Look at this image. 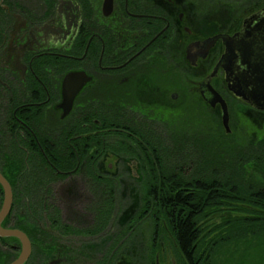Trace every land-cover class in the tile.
I'll return each mask as SVG.
<instances>
[{"label": "flooded vegetation", "instance_id": "af4514ba", "mask_svg": "<svg viewBox=\"0 0 264 264\" xmlns=\"http://www.w3.org/2000/svg\"><path fill=\"white\" fill-rule=\"evenodd\" d=\"M112 110L132 124L110 127ZM179 111L204 141L244 139L264 115V0H0V226L29 239L23 264H153L125 253L142 246L145 142L172 139L157 128ZM125 185L140 204L122 219ZM22 250L0 234V264Z\"/></svg>", "mask_w": 264, "mask_h": 264}, {"label": "trees", "instance_id": "16d2710c", "mask_svg": "<svg viewBox=\"0 0 264 264\" xmlns=\"http://www.w3.org/2000/svg\"><path fill=\"white\" fill-rule=\"evenodd\" d=\"M122 116L126 124H132L128 111L112 110L111 121L115 122H111L110 127H122ZM192 116L193 113L189 120L199 117ZM185 118L186 114L179 111L173 126L165 124L157 128L159 133L171 134L172 139L159 140L156 145L145 142L156 157L151 154L143 157L142 206L131 223L141 221V227L151 226L153 236L168 232L183 264H214L216 249L223 244L238 243L248 237L254 241L264 240V172L263 179L248 181L244 170L247 165L256 169L264 166V146L250 142L247 149L243 143L224 137L218 141L201 140L199 124L191 121L185 124ZM191 148L195 152L189 160L193 168L189 173L186 161L175 166L170 159L177 152ZM198 156L200 158L195 159ZM112 211L113 206L111 217ZM224 211L237 214L224 220V229L211 228L207 223L212 216ZM149 259L156 261L157 256L152 252Z\"/></svg>", "mask_w": 264, "mask_h": 264}, {"label": "rangeland", "instance_id": "374dc122", "mask_svg": "<svg viewBox=\"0 0 264 264\" xmlns=\"http://www.w3.org/2000/svg\"><path fill=\"white\" fill-rule=\"evenodd\" d=\"M191 112L193 113L192 117H195L196 114L193 111ZM175 122L176 121L173 119V121H171L170 124H172L173 126ZM246 128L247 130L245 132L246 135L245 138L236 139L235 142L243 143V145L246 146L245 148L247 149H250V142H257V145L264 146V115L255 114L250 122V125H248ZM233 141L234 139H232V142ZM231 144L233 145V143ZM173 152H174V148H173ZM192 152H195V150H192V148L187 149L183 153L175 152L176 155L173 156L170 159V161L175 166H178L181 163L186 164L183 162L186 161L187 172L191 173L193 171V168L189 160L191 159V154H193ZM248 153H250V151ZM176 156H178V158ZM199 158L200 157L198 156L195 159H199ZM125 166L130 168L129 176H131L132 178L134 177L139 178L140 173L138 170L139 168H138L137 160L126 159ZM244 170L246 173L245 178L248 179V181H250V178H252V180L263 179L262 176V171L264 172L263 165L257 166V169L254 168V166L252 167L250 165H247L244 168ZM128 178L126 179V181L128 180ZM139 198H140V191L139 189L135 188L133 185L132 186L130 185L129 187L125 185L124 188L119 192L118 201H119V205H121L122 207L121 209H123L122 210L123 213L121 215L122 219L124 218L123 215H125L126 218L130 217L129 215H131L135 211V209L139 207L140 204ZM228 212L224 211L217 213L216 215L212 216V218L209 220L207 224L214 229L215 228L219 229L220 227L225 228V225H223V223L225 222L224 220L233 218L234 214L235 215L237 214L236 212L234 213L233 212L228 213ZM120 222H122V220H120ZM114 226H115L114 230H116L117 224L115 223ZM233 232L234 231H232V233ZM138 233L141 239V245H142L141 249L140 248L138 250L128 249L127 252L125 253L127 262H131V263L153 262V264H155L156 261H151L149 259L150 255L153 252V254L157 256L158 264H183L177 252V248L175 247L173 238L168 232H163L159 236H157V240H156L157 242H154L152 228L147 224L140 227ZM138 239L139 237L136 240ZM151 246H152V251H151ZM216 250L217 253L214 258L215 259L214 264H264V240L254 241V240H250V237H248L247 240L240 241L238 243L232 242V243L223 244L220 247H217Z\"/></svg>", "mask_w": 264, "mask_h": 264}, {"label": "water", "instance_id": "95a60500", "mask_svg": "<svg viewBox=\"0 0 264 264\" xmlns=\"http://www.w3.org/2000/svg\"><path fill=\"white\" fill-rule=\"evenodd\" d=\"M78 75H81V74H78ZM72 76H76V74L68 75V77L65 80V92H64L65 99H64L63 106L64 107L68 106V108L71 106L73 99H74L76 93L78 92V89L71 91L69 82H70ZM80 87L81 86H79V88ZM217 100H219V98ZM222 103H223L224 125H225L226 129L229 131L228 109H227L225 102L222 101ZM0 183L2 184L4 191H5V201H4L3 207L0 211V224H1L2 220L5 218V216L8 213V210L10 208L12 193H11V188H10V185H9L7 179L2 175L1 172H0ZM0 234H2V235H14V236L19 237L22 240L23 250H22L20 256L12 264H23L27 260V258L29 257V255L31 253V244H30V241L27 238V236L23 232H20L18 230H3L1 228V226H0ZM157 262H158V259H157Z\"/></svg>", "mask_w": 264, "mask_h": 264}]
</instances>
